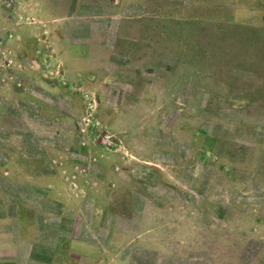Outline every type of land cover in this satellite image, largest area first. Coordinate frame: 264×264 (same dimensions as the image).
Here are the masks:
<instances>
[{
  "label": "rangeland",
  "instance_id": "rangeland-1",
  "mask_svg": "<svg viewBox=\"0 0 264 264\" xmlns=\"http://www.w3.org/2000/svg\"><path fill=\"white\" fill-rule=\"evenodd\" d=\"M12 136L91 188L94 257L264 264V0H0Z\"/></svg>",
  "mask_w": 264,
  "mask_h": 264
},
{
  "label": "crops",
  "instance_id": "crops-1",
  "mask_svg": "<svg viewBox=\"0 0 264 264\" xmlns=\"http://www.w3.org/2000/svg\"><path fill=\"white\" fill-rule=\"evenodd\" d=\"M4 142L0 149V264H110L104 261L106 247L96 234L87 231L85 237L100 242L99 257L90 250L95 242L84 243L74 232L67 235L73 222L87 221L84 208L92 190L82 177L56 165L52 154L47 160L41 153L23 152L13 144V136ZM104 213L103 208H94V221L101 222ZM48 235L57 241L48 260L41 262L42 240L52 237Z\"/></svg>",
  "mask_w": 264,
  "mask_h": 264
}]
</instances>
